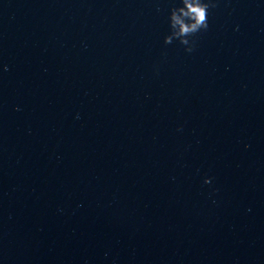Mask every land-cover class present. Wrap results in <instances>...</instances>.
I'll return each instance as SVG.
<instances>
[{
	"label": "clouds",
	"instance_id": "obj_1",
	"mask_svg": "<svg viewBox=\"0 0 264 264\" xmlns=\"http://www.w3.org/2000/svg\"><path fill=\"white\" fill-rule=\"evenodd\" d=\"M180 3L182 6L170 9V34L165 36L164 43L171 44L177 40L186 46L185 51L192 52L195 40L190 38L208 29L209 8L216 5L213 0H180ZM204 183H211V180L206 178Z\"/></svg>",
	"mask_w": 264,
	"mask_h": 264
}]
</instances>
